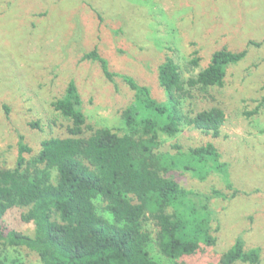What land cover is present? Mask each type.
<instances>
[{
  "label": "rangeland",
  "instance_id": "rangeland-1",
  "mask_svg": "<svg viewBox=\"0 0 264 264\" xmlns=\"http://www.w3.org/2000/svg\"><path fill=\"white\" fill-rule=\"evenodd\" d=\"M249 42L260 47H248ZM222 48L247 54L227 68L223 87L193 92L184 106L190 114L221 108V136L211 139L184 127L174 138H160V151L170 154L175 145L186 149L211 142L227 164L230 188L214 173L203 181L182 171L169 173L187 190L216 189L227 196L211 202L216 243L202 245L193 256L164 261L219 264L241 237L245 249L260 250L264 264V107L247 115L264 97V0H0V170L15 167L20 136L31 149L23 155L28 161L43 140L70 137L71 122L52 107L70 82L82 103L83 137L104 127L124 131L121 115L134 92L120 78L108 82L98 63L82 60L93 49L110 71L132 77L164 101L157 67L166 57L179 65L198 57L197 73ZM25 211L6 213L0 221L3 235L11 230L33 235L34 225L21 220ZM2 248L7 264H41L25 248Z\"/></svg>",
  "mask_w": 264,
  "mask_h": 264
},
{
  "label": "trees",
  "instance_id": "trees-1",
  "mask_svg": "<svg viewBox=\"0 0 264 264\" xmlns=\"http://www.w3.org/2000/svg\"><path fill=\"white\" fill-rule=\"evenodd\" d=\"M246 54L216 50L197 73L198 57L183 65L166 57L157 67L164 101L153 98L149 88L132 77L110 71L97 49L84 54L82 60L98 63L108 82L120 78L134 92L121 115L124 131L104 127L83 137L81 99L75 84L67 85L52 107L71 122L70 137L43 140L38 154L28 161L23 155L31 149L20 136L15 167L0 170V221L21 208L26 209L21 220L34 225L31 236L14 230L3 235L0 228V264H7L3 246L25 248L41 264H168L165 261L195 255L202 245H215L211 202L227 196L216 189L187 190L169 173L182 171L200 181L214 173L230 188L227 164L211 142L186 149L175 145L170 154L160 151V138H174L184 127L219 138L224 111L211 107L190 114L185 102L193 92L223 87L227 68ZM261 107L264 97L247 115L257 114ZM30 126L39 128L38 123ZM260 262V250L245 249L241 237L219 259V264Z\"/></svg>",
  "mask_w": 264,
  "mask_h": 264
}]
</instances>
